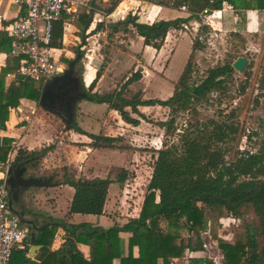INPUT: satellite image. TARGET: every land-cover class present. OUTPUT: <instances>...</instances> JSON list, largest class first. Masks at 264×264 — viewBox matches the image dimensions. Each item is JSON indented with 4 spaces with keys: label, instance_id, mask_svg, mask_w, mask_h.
Wrapping results in <instances>:
<instances>
[{
    "label": "trees",
    "instance_id": "trees-1",
    "mask_svg": "<svg viewBox=\"0 0 264 264\" xmlns=\"http://www.w3.org/2000/svg\"><path fill=\"white\" fill-rule=\"evenodd\" d=\"M223 1L166 0L163 4L175 8L184 5L190 11L189 16L195 17L196 12L203 9L209 11L220 8ZM226 1L235 9H264V0ZM117 2L118 0H113L106 11L110 12ZM92 14V10L83 9L72 15V23L79 29L78 35L82 44L90 33L85 31L90 25ZM187 20L188 17H176L141 22L136 14L128 13L123 19L113 23V29L126 32L129 26H132L142 37L144 45L159 49L167 32L181 28ZM98 26L99 24L96 25ZM202 29L206 27L202 26ZM61 36L60 20L54 25V46H62ZM10 42L6 30H0V52L8 54ZM237 42V46H242L244 39L238 36ZM200 47L201 44L195 39L192 49ZM82 54L83 51L77 48L75 56L71 59L64 58V62L77 65ZM234 57L207 68L205 75L200 78H193L194 69L188 57L173 85L172 93L164 99L143 98L140 90L128 91L127 86L141 77L138 70L131 72L116 90L108 92L93 90L100 76L99 70L87 87L78 82L76 90L79 95L76 101L85 99L106 103L124 122L131 125H137L139 118H145L138 106L159 104L167 107V117L158 121V125L163 128L164 137L161 146L156 150L137 217H130L121 225L114 223L107 228L86 222L68 224L60 219L47 217L49 221L34 231V239L42 244L38 252L41 261L34 264H112L115 258L120 259V264H159V261L160 264H172L174 259L182 258L186 248H203L200 234L204 232L208 240L216 239V245L222 253L221 264H264V132L256 149H237L232 158L226 159L227 153L232 149L231 144L240 133L235 120V110L227 114L219 111L220 119L198 118V104L207 102L214 93H217L216 98L219 101L224 93L226 79L234 71L231 65ZM17 68V57L8 54L5 64L0 68V130L4 129L10 109L19 104L20 98L38 102L43 87L40 80L19 78H14L5 86L6 74L16 71ZM73 75L76 76L75 70ZM260 87L264 89V65ZM244 88L242 85L241 89ZM74 107L75 103L73 112ZM179 113L188 114L180 128L176 122V115ZM75 120L73 115L72 119L70 117L66 120V126L87 134L94 140L95 146H109L118 139L114 136L88 133ZM252 134H248L246 138L250 139ZM51 148V144L38 150L19 148L10 164L23 168L25 176L28 169L37 167L41 158ZM10 149L11 138L0 136L1 162L7 160ZM29 176L50 178L52 184L71 186L73 195L68 213L102 214L109 184H122L126 171L123 169L114 177L108 174L104 177L87 178L75 177L63 167L62 175L58 179L34 173H29ZM245 210L252 212L254 220L242 223L243 237L228 239L217 236L216 227L221 217L238 220L242 218ZM58 226L68 232V237L64 240L63 247L51 251L49 245ZM121 232L129 233L125 250ZM77 242L89 246L87 258L77 248ZM134 247L137 248L136 255L133 253ZM189 264L215 263L206 257H190Z\"/></svg>",
    "mask_w": 264,
    "mask_h": 264
},
{
    "label": "crops",
    "instance_id": "crops-1",
    "mask_svg": "<svg viewBox=\"0 0 264 264\" xmlns=\"http://www.w3.org/2000/svg\"><path fill=\"white\" fill-rule=\"evenodd\" d=\"M78 1L79 3L77 5V12L83 9H85L86 11H93L92 20L90 22L89 27L85 31V33L90 32L89 35L92 34L93 36L96 33V35H99V33L101 34V32L103 33L104 30H100V32H98V28L99 26H101L103 18H110L116 14H118V20L123 19L128 13L136 14L138 16V20L141 22H151L153 20L158 19H173L176 17H188V20L182 24L181 28L170 29L167 32L164 38V42L160 47L161 50L163 46L171 40L170 37H173V34L174 32H176V30L180 31L179 35L175 37V40L180 35H189L186 30H183V28L188 29V26H190V28L192 29V31H190V34L193 38H195L194 34H196L197 32L200 33L195 39H197L201 44L200 48L192 50V37L191 35H189V55L191 54V52L193 53L194 51L199 53L200 55L206 54L207 51H210V47L205 46L204 44H212V41L209 37L214 34L221 35L226 34L228 32L229 36L231 34L235 37V39H238V36L242 37L244 39V43L242 46H240V48H243L244 45L256 48L258 46L256 41H258L259 38L264 35V9L240 7L238 9H235L226 0L222 2V6L220 8L210 9L206 12H203L206 9L198 11L196 12L197 16L195 17L189 16L190 11L187 9V7L181 8L182 5L178 6L177 8L164 5L163 3L166 0H163L161 2H156L153 0H118V2L114 5L110 12H107L106 9L110 6V3L113 0H110V3H106L109 0ZM133 2H137L135 3L136 5H132L134 4ZM138 8H146V15H139L141 14L139 13L140 11H136ZM19 12L20 9L17 5H14L8 1L0 0V30H5L6 25L13 21L19 15ZM146 18H149V20ZM97 24H99L98 27H96ZM202 26L206 27V29H202ZM70 29L72 31H79V29H77L73 25V23L70 25ZM129 29L132 30L130 33H128L129 35L135 32L134 39L138 42H143L142 37L136 33L132 26H129ZM129 29L127 31H129ZM92 30L93 32H91ZM128 34H125L124 32V34L122 35L123 38L117 41L119 44L120 42H125L126 50H121L122 52L118 50L117 52H119L120 55L124 53L123 55H126L127 57L132 59L133 63L134 56L132 55V52H134V49L130 45V42L132 44V38L131 36L129 37ZM227 41L228 40L226 37V39H224V43ZM217 43L220 44L219 48H216V52L218 54H221L223 53V51H226V48L223 43V37H221L217 41ZM172 47H174V44ZM64 50L65 58L71 59L72 51L66 49ZM8 54L6 52H0V68L5 64L6 57ZM108 65L110 66L109 62ZM109 66L105 67L102 70L101 67L96 68L94 65L89 64L90 69L87 71L89 76H87L86 81H91L94 78L96 72L98 70L100 71V76L95 83L94 90H97L99 92L100 84L107 79V74H109V71L107 70ZM16 72L17 70L6 74L5 86H7L14 78H17ZM108 80H110L111 82L106 83V89H104L102 92H108L112 90L113 86L116 84L114 80H111L110 78H108ZM84 104L85 103L82 104V102L77 101V104L75 105V119L78 122V125L84 131L88 133L103 134L110 136H117V134L122 135V133H120L119 131H117L118 133H114V130L116 129H123V126L120 127V117L119 119L117 118V115H115L117 112L114 109H111L106 103L93 104L91 105V107H88L87 105H85L86 107H84ZM47 111L49 110L42 109L38 102L28 98H20L19 104L16 107L10 109L8 119L5 122V127L4 129L0 130L1 137L11 138V149L8 152L7 160L5 162L0 161V179L6 177L7 167L10 165L11 161H13L15 155L17 154V149L22 148L26 150H38L41 147H45L50 144H55L54 148L52 149L53 151L48 150L41 158L40 162L38 163L35 169H28L25 174L26 177L29 176V173H34L38 176H51L53 178L54 175L52 174L54 172L58 173V171H60L56 170V167L59 168L62 165L67 166L66 168L68 169L73 168L74 170H77V172L89 168V165H85V158L83 159L82 157V153L84 152L83 148L78 149L79 153H76L77 155L81 154L80 158L82 159H78L80 161H73L72 157L68 158V161H66L67 157L65 158L64 156L59 157V160L55 159L56 157L54 153L58 152L57 150L61 148L66 150L67 148H70V146L74 145L71 143H65V140L70 141L72 143H82L81 147L86 148L88 146L85 144L88 142L89 137L87 136V134L79 133L74 131L73 129H70L65 126L63 127V125H59V121L55 118L54 115L51 114L54 112L49 111L50 113H48ZM122 122V124L129 125L131 128H139L138 126L140 125L141 121H139L137 125H131L124 121ZM132 134L134 135L136 134V132L134 131L132 132ZM149 138L150 137H148L147 142L152 141H149ZM132 140L134 141V139ZM53 168L55 169L54 171ZM151 169V166H149L150 174H148L146 183L148 182V179L151 175ZM83 174H85L87 178L96 176L104 177L101 175L91 176L87 174L86 171H84ZM115 184H117V190L113 189L112 191H110L108 189V194L102 214L68 213V206L73 195V188L67 184L62 183L44 186H22L19 188L18 195L12 200L10 206L12 210L18 214L23 223L25 220L32 221V223L35 225L34 231H37L40 227L45 225L47 221H49L47 217L60 219L64 223L68 224H79L86 222L94 226L98 225L107 228L113 225L114 223L121 225L126 222L127 219L130 217H137L145 193L144 190V192H142L140 204L138 205V207H136V209H134L131 214H128L124 212V207H126V205H129V203L126 202L125 204L122 203L123 205L121 204V202L123 201V189L121 190L122 184H119L117 182ZM226 219L234 220L232 219V217H221L219 219V224L216 227L217 236L220 238H233L228 236V230L224 225V220ZM28 227L30 230L32 229L29 225ZM120 236L124 241L125 250V244L127 242L129 233L121 232ZM67 237L68 232H66L63 227L58 226L54 233L53 239L49 245V249L51 251H55L58 248L63 247L64 240ZM200 237L202 238L203 242H208L210 244V247H208L209 249H216V254H210L207 248H201L200 250H189L188 248H186L182 258L179 260L174 259L172 261V264H181L180 262L183 261L184 264H189L190 257H206L211 259L215 264H221L222 253L216 245V239L208 240L207 234L205 232L201 233ZM76 246L80 250L82 255L87 258L89 246L80 242H77ZM41 247V242L34 239L33 244H30L29 257L27 258L20 255L19 258L17 257V254L19 253H14L12 257V264L40 263L41 259L38 257V252ZM133 253L134 255L137 254L136 247L133 248ZM16 257V263H14L13 260H15ZM112 262V264H120V259L115 258Z\"/></svg>",
    "mask_w": 264,
    "mask_h": 264
},
{
    "label": "rangeland",
    "instance_id": "rangeland-1",
    "mask_svg": "<svg viewBox=\"0 0 264 264\" xmlns=\"http://www.w3.org/2000/svg\"><path fill=\"white\" fill-rule=\"evenodd\" d=\"M106 3H110V0ZM133 3L134 4L132 5H136L135 3L137 2ZM136 11H140L139 13L141 14L139 15H146L147 10L146 8H138ZM117 17L118 14L113 15L110 18H105L107 20L103 18L101 26L98 28V32H100V30H104L103 33L101 32V34L99 33V35H96L97 33L95 32L96 34L94 33V36L92 34H87L83 44L80 36L78 35V31H71L66 34L62 47L66 50L72 51L71 57L73 58L75 56V49L79 48L83 51L80 62L77 65L72 64L78 82H82L85 87L89 84L90 81H86L87 76H89L87 72L90 69L89 64L94 65L96 68L101 67L103 70L105 67L109 66V62L110 66L107 69L109 74H107V79L100 84L99 92L106 89L107 82H111L108 78L115 81L116 84L113 86L112 90H116L124 79L131 74V72L138 70L141 77L127 86L128 91L135 92L136 90H140L143 98L156 97L164 99L172 93L173 85L180 75L188 57L194 69V72L192 73L193 78H200L205 75L207 68L216 64H222L224 61L231 59L233 56H235L234 59L237 56H243L248 59V63L242 71L239 72L234 69L232 75L227 77L226 88L219 101L216 98L217 93H214L211 94L210 99L207 102L197 105L198 118L201 120H206L208 118L220 119L219 111L227 114L231 110H235V120H237L240 133L236 141L231 144L232 149L229 153H227L226 159L232 158L237 149L254 150L258 147L260 137L264 132V89L260 87V77L264 65V35L256 41L258 45L256 48L247 45L240 48V46H237L238 39H235V37L231 34L229 36L228 32L221 35L213 33L214 35L209 37L212 44H204L205 46L210 47V51H207L206 54L202 55L194 51L189 55V35H191L190 31H192L190 26H188V29L183 28V30H186L189 35H180L175 40V37L179 35L180 31L176 30L173 34L174 38L170 37L171 40L163 46L162 50L160 48H153L149 45L144 46L142 41L138 42L134 39L135 32L131 33V35L128 34L132 31L129 29V31H126L125 34H128V36H131L132 38V44L130 42L131 47L134 49V52H132L134 62L132 63V59L123 55L124 53L120 55L119 52H117L118 50H126L125 42H120V44L117 42L123 38L122 35L124 32L122 30L116 31L113 29V23L118 21ZM146 19L149 20V18ZM199 34L200 33L198 32L194 34L195 38ZM221 37H223V43L226 37L228 41L224 43L226 51L218 54L216 52V48H219L220 44H218L217 41ZM195 38L192 37V42ZM173 44L174 47H172ZM68 65L69 63H65L64 70ZM242 85L245 87L243 90L241 89ZM94 89L95 88H93V90ZM79 101L82 102V104L85 103L84 107H86L85 105L91 107V105L97 104L96 102H91L85 99H81ZM75 103L77 104V101H75ZM138 109L145 117L139 118V121H141L138 126L139 128H131L129 125L122 124L123 120L120 118V127L123 126V129H116L114 130V133H118L117 131H119L122 135L117 134V136H114L118 137V139L112 142V145L95 146L94 140L89 138L88 142L85 144L88 147L85 148L81 147L82 143H72L65 140V143H71L74 145L70 146V148H67L66 150L61 148L57 150L58 152L54 153L56 157L55 159L58 160L60 159L59 157L64 156L65 158L67 157L66 161H68V158L70 157H72L73 161H80L78 159H82L80 158L81 154L77 155L76 153H79L78 149L83 148L84 152L82 153V157L83 159L85 158V165H89V168L80 172H77V170H74L73 168H67L68 171H70L75 177H87L83 174L84 171L91 176H105L109 174L113 177L119 171L125 169L126 178L121 187V190L123 189L122 200L124 202L122 201L121 204H125L126 202L129 203V205L124 207V212L128 214H131L132 211H134V209H136V207L140 204L142 192L145 190V184H147L146 180L148 178V174H150L149 166L152 168L156 150L161 146V141L164 137L163 128L158 125V121L165 119L168 114V108L159 104L142 105L138 106ZM47 112L50 113L49 111ZM51 114L59 121V125L67 127L65 123L66 120L60 119L59 116L54 113ZM73 115L76 117L75 107ZM115 115H117V118L119 119V114L116 113ZM132 115L138 117V115L134 113H132ZM187 115L188 114L186 113H179L176 115L178 128L184 125V120ZM134 131L136 134L133 135L132 132ZM253 132H257V134H252ZM248 134H252L250 139L246 138ZM148 137L151 138H149V141L152 140L151 142H147ZM132 139H134V141ZM51 145L52 148L50 150L53 151L52 149L55 144ZM63 167L67 166L62 165L59 168L56 167V170L60 171H58L57 175L53 178H60ZM54 170L55 169L53 168V171ZM115 183L116 182H111L109 184L108 189L110 191L117 188V184ZM253 220L254 215L249 210L244 211L241 219L224 220V225L228 230V236L243 237L244 229L242 227V223H248ZM206 243L207 247H210L209 243ZM207 250L212 255L216 254L215 248L212 250L207 248ZM20 254H22V252H19L17 257L20 258ZM17 257L13 260L14 263H16ZM180 263L184 264V261Z\"/></svg>",
    "mask_w": 264,
    "mask_h": 264
},
{
    "label": "built area",
    "instance_id": "built-area-1",
    "mask_svg": "<svg viewBox=\"0 0 264 264\" xmlns=\"http://www.w3.org/2000/svg\"><path fill=\"white\" fill-rule=\"evenodd\" d=\"M4 1L17 5L20 9L19 15L5 27L11 40L9 54L18 59L16 73L22 74V79L40 80L42 83L62 73L65 68V50L62 46L52 44L54 25L61 20L63 43L66 34L72 31V15L77 12L79 1ZM30 244V229L12 210L9 204V187L6 177H3L0 179V264H12L14 253L22 252L20 255L28 258ZM202 246L208 248L206 242Z\"/></svg>",
    "mask_w": 264,
    "mask_h": 264
},
{
    "label": "water",
    "instance_id": "water-1",
    "mask_svg": "<svg viewBox=\"0 0 264 264\" xmlns=\"http://www.w3.org/2000/svg\"><path fill=\"white\" fill-rule=\"evenodd\" d=\"M161 2L163 0H153ZM248 59L243 56H237L231 63L232 67L237 71H242ZM17 78L22 79V74H17ZM70 78L68 81L65 79ZM78 79L73 75L72 64L69 63L67 68L60 74L54 75L43 83L41 94L39 97V105L59 114L62 120H67L73 115V106L78 99L79 92L76 90L78 86ZM23 168L15 164H10L6 170V183L9 187V204L12 203V198H15L19 192V185L23 186H44L51 185L50 178L40 179L32 176L24 177ZM25 224L29 225L31 244L34 242L35 225L30 220H25ZM34 247V246H33Z\"/></svg>",
    "mask_w": 264,
    "mask_h": 264
},
{
    "label": "flooded vegetation",
    "instance_id": "flooded-vegetation-1",
    "mask_svg": "<svg viewBox=\"0 0 264 264\" xmlns=\"http://www.w3.org/2000/svg\"><path fill=\"white\" fill-rule=\"evenodd\" d=\"M70 78H67V79H65V81H68ZM24 177H26V176H24ZM23 185H19V188L20 187H22Z\"/></svg>",
    "mask_w": 264,
    "mask_h": 264
}]
</instances>
